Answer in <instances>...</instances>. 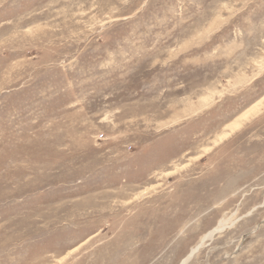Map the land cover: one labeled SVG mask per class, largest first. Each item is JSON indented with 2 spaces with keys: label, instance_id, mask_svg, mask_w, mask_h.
<instances>
[{
  "label": "rangeland",
  "instance_id": "1",
  "mask_svg": "<svg viewBox=\"0 0 264 264\" xmlns=\"http://www.w3.org/2000/svg\"><path fill=\"white\" fill-rule=\"evenodd\" d=\"M197 245L264 264V0H0V264Z\"/></svg>",
  "mask_w": 264,
  "mask_h": 264
},
{
  "label": "bare ground",
  "instance_id": "2",
  "mask_svg": "<svg viewBox=\"0 0 264 264\" xmlns=\"http://www.w3.org/2000/svg\"><path fill=\"white\" fill-rule=\"evenodd\" d=\"M255 110H257V107H255L253 109L251 108V110L246 112L243 115V117H246L249 113H251V111H255ZM223 228H224V223L220 222V224L217 227L213 228L207 234H205L202 240H204L205 238H207L209 236H212L215 232H218V231L222 230ZM198 247H199V245L192 248V250L189 252V254L182 260L181 264H185L191 258L192 254L197 250Z\"/></svg>",
  "mask_w": 264,
  "mask_h": 264
},
{
  "label": "water",
  "instance_id": "3",
  "mask_svg": "<svg viewBox=\"0 0 264 264\" xmlns=\"http://www.w3.org/2000/svg\"><path fill=\"white\" fill-rule=\"evenodd\" d=\"M198 248H199V247H198ZM197 250H198V249H197ZM197 250H196V251H197ZM196 251H195V252H196ZM193 255H194V253L192 254V256H193Z\"/></svg>",
  "mask_w": 264,
  "mask_h": 264
}]
</instances>
